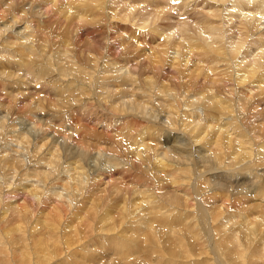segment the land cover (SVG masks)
<instances>
[{
  "label": "bare ground",
  "instance_id": "1",
  "mask_svg": "<svg viewBox=\"0 0 264 264\" xmlns=\"http://www.w3.org/2000/svg\"><path fill=\"white\" fill-rule=\"evenodd\" d=\"M62 1L0 0V107L3 108H0L3 113L0 116V264L35 263L24 252L17 255L14 247L25 245L30 236H38V232L32 231L38 227L39 220L44 223L38 227L41 231L38 241L45 244L52 262L55 251V264H91L89 246L93 238L99 244L98 254L108 256L100 241L106 238L105 233L110 237V252L122 250L121 256L126 260L137 254L135 259L140 256L151 259L154 253L155 264H253L255 250L251 244L263 240L259 234L251 238L253 242L225 246L223 240L217 242L213 238V242L203 232L206 238H200L191 249L165 248V244H157L151 254L141 249L147 228L143 205L147 197H158L159 191L169 183L164 168L174 170L172 184H185L190 179V187L197 195L199 175L191 174L193 158L210 162L209 152L225 147L228 153L220 151L219 155H225L226 160L212 158L215 162L212 170L224 179L236 184L248 180L247 183L256 186L264 176V130L259 135L260 127L253 123L258 112L264 120V111L257 109L264 107V40L261 38L262 35L264 38V0H172V4L169 0H121L125 2L121 12L126 11L122 23L138 18L142 30L154 29L155 33L162 27V21H168L167 27L171 29L175 26L169 34L165 29L156 35L146 33L156 40L165 31L162 38L174 36L177 45L163 41L167 48L153 47L154 51L144 57L149 58V67L136 62L140 58H131L123 49L118 50L119 41L106 44L96 37L88 19L93 10L91 0H77L78 4L75 0H65L66 4ZM113 2L117 4L120 0ZM259 2L261 5H257ZM138 3L145 5L137 7ZM166 7H175L177 13L170 14ZM70 8L74 12L69 20L80 23L60 37L54 25L61 26V22H54L53 16L62 13L60 19L64 20ZM142 9L148 10L145 13ZM193 24L199 25L197 31L191 30ZM229 30L233 35L225 36ZM186 47L188 50L184 51ZM192 53L205 59L199 60L200 68L207 74L208 70L212 71L210 80L205 79L208 86L204 81L191 88L193 78H186L174 66L176 61L178 65L189 64ZM210 55L219 57L220 62L236 63L235 68L236 60H242L243 65L239 66L242 69L236 70L244 74L231 77L223 71L227 76L221 79L213 69L218 61L211 67V61L217 58ZM168 58L169 67H163V60L167 62ZM158 63H163L159 75ZM207 74L202 78H207ZM25 75H30L27 82ZM214 75L219 78L213 79ZM166 78H169L167 82ZM163 101L166 102L162 104ZM163 107L167 113H163ZM253 109L257 111L254 113ZM242 112L250 115L242 118ZM47 116L56 122L63 117L65 123L60 122L58 125H62L56 129L50 126L51 118ZM25 123L31 128L15 130ZM172 133L182 134L183 143H188L190 148L180 144L165 146L163 141ZM122 134L133 139L129 145L124 143ZM88 135L93 139L88 140ZM201 147L207 154L188 156ZM247 163L251 171L246 170V174L251 179L241 174L233 179L229 174L235 170L232 165ZM222 169L227 172L222 173ZM110 177L116 178L113 184ZM231 198L235 200L213 197L221 201L216 211L228 213L231 206L235 210L245 208L237 196ZM192 199L171 198L164 208L185 213V207L196 205V211L202 212V204ZM18 200L21 203L7 211V205ZM263 202L264 199L258 204L263 207ZM48 207L55 212L42 214ZM81 212L89 218L86 226ZM102 213L106 216H101ZM48 214H52V222ZM66 215L68 220L62 226ZM221 218L225 216L221 214ZM97 224L104 228L97 230ZM263 228L264 225L254 231ZM214 232L219 236L217 230ZM134 236L140 237L132 239ZM183 239H192L190 232L186 231ZM79 240L88 244H79ZM91 257L98 258L97 252ZM96 264H110V261ZM126 264L141 263L131 260Z\"/></svg>",
  "mask_w": 264,
  "mask_h": 264
},
{
  "label": "rangeland",
  "instance_id": "2",
  "mask_svg": "<svg viewBox=\"0 0 264 264\" xmlns=\"http://www.w3.org/2000/svg\"><path fill=\"white\" fill-rule=\"evenodd\" d=\"M59 1H62V0H59ZM68 1L69 0H67V2ZM70 1H72V0H70ZM75 1H76L75 4L79 3V1H78V3H77V0H75ZM82 1H84V0H81L80 2H82ZM91 1H92L93 10L91 12L92 13L91 16L90 15L88 16V19L91 20L90 25H91L92 29L95 30L94 32L96 34V37L98 36L99 39L103 43L106 42V44H110V43L114 44V43H117V41H119L120 45H119L118 50L123 49L125 51V55H128L131 58H134V57L140 58V59H138L139 61L136 60V62H144L147 64V67H149V65H148L149 58L147 57L148 58L147 59L144 57L150 55L151 52L154 51L153 47H156L157 50H159V49L161 50V49H164V47L165 48L168 47V44H165L166 42L171 43L172 46L176 44L174 41V38H175L174 36L170 37L171 39L168 38L169 40L168 39L164 40L162 38L166 32H168L167 34H169L171 30H175L174 29L175 26H173L172 29L170 27H167V26H169L168 21L160 22L162 27L160 26L159 28H157L156 33L152 32L154 29L153 30L150 29V31L147 29L142 30L141 27L138 26V22H139L138 18H136L137 20L134 18L133 20L130 21V23H126V22L122 23L121 22L123 20L121 18L124 15V13L126 12V11L121 12V10L124 7L123 5H125V2L120 0V2L116 4L115 2H113L114 0H108V1L107 0H99L100 3H98V0H91ZM93 1H95V2H93ZM115 1H117V0H115ZM67 2L65 0L62 1V3H64V4H66ZM107 2H108V5L106 4ZM168 2L170 4L173 3L172 0H169ZM126 3H128V2H126ZM99 5H100V7H96ZM144 5L145 4H143V3H138L137 7H139V6L143 7ZM257 5H261V2H259ZM120 6H121V8H120ZM166 8H169V7H166ZM60 9H64V7H59V10ZM70 10H71L70 13L68 12L69 14L67 13V15H65V17L67 16V18H66L67 21H65L66 19H64V20L60 19L61 16L63 15L62 13H61V16H59L58 13L55 14V16H53V18H55L54 22L55 21H57L59 23L61 22L60 23L61 26L58 25L59 27L54 25L56 33L59 34L60 37H62V36L65 37L66 32L71 31L74 28L73 25H78L80 23V22H78L79 20H77V21L74 20L73 22H72V20H69V15H71L72 12H74L73 8H70ZM145 10L146 9H144V11ZM147 10L145 11V13L147 12ZM136 11H137V9H136ZM144 11H143V9L141 10V12H144ZM168 12L170 14H175V12L177 13L175 7H173L172 9L169 8ZM141 14H143V13H141ZM60 20H62V21H60ZM38 22L41 23L42 20H38ZM63 22L64 23L67 22V24H64ZM196 26L193 24L191 26L192 27L191 30L196 29V31H197V29H199L198 28L199 25H196ZM67 28L69 30H67ZM164 29L166 30V32L164 31L162 35H160L159 37L154 36L155 38H157V37L159 38L156 40L152 39V36L150 34H146L148 32H152V35H156L157 33H160ZM196 31H194V32H196ZM229 32L233 33L230 30L226 31L225 36L226 35H233ZM100 34L105 35V36L101 37ZM261 38L264 40L263 35ZM130 40H132V41H130ZM124 43H126V44H124ZM185 44L187 45V42ZM175 46H177V45H175ZM244 47H243V49H245ZM23 49L26 50V47H23ZM187 50H188V47L184 48V51H187ZM0 51H2V50H0ZM197 55L198 54L192 53L191 58L189 59V62H190L189 64H187L188 62H185L183 65V62L182 63L180 62V64H179L180 66H179L178 63H176L177 61L174 63L175 64L174 66L177 69H179L180 72L184 73L182 75L186 76V78H187V76H189L188 78H193L189 84V86H191V88L197 87L201 83L206 81L205 79L210 80L208 78H211V77H209L211 75V73H209V72H212V71L208 70V74H207V72H205L203 67L200 68V66H202V64H198V63H199V60L203 59V58L200 55H198V57H197ZM193 56H195V57H193ZM210 56H213V59H215V60L217 58V56H215V55H210ZM206 57H207V55H206ZM158 58H159V56H158ZM210 59H212V57ZM147 60H148V63H147ZM196 60H198V61L196 62ZM203 60H205V59H203ZM248 60H249V58H248ZM125 61H123V62L127 63ZM240 61H242V60H240ZM240 61L236 60L237 65H238L237 66L238 70L242 69L239 66L243 65L242 62H240ZM163 62H164V64L162 63L164 65L163 67L167 68V67H169L171 60H169V58H168L167 62L164 60H163ZM205 62L206 63L208 62L207 59ZM216 62L218 63V65L215 64ZM211 63L215 64L216 68H213L214 64L211 67L216 71V73H215V71H214V73L218 74V76L221 79H224L223 77H225V79H226V76H227L226 73H229L230 74L229 76H231V77H238V76H241L244 74V73H242V71L236 70L237 69V68H235L236 63H233V62H226L225 63V61L220 62L219 57L217 58L216 61H214V60L211 61ZM211 63L208 62L209 65H212ZM230 63L233 64L232 67H234L235 69L230 67L231 66ZM162 64L158 63L159 71H157V75L162 74V73H160L161 68H163V67H161ZM224 64H226V65L224 66ZM178 66H179V68H178ZM144 67H145V64H144ZM217 68H220V70ZM233 69L237 72H235ZM250 69H252V68H250ZM181 70H183V71H181ZM195 70H197V71H195ZM223 71H226V73H224ZM18 73H19V75H21V74L23 75V73H21V74H20V72H18ZM18 73H17V75H18ZM232 73H233V75H232ZM236 73H239V74L237 75ZM191 74H192V77H191ZM193 74H195V75H193ZM203 74L204 75L207 74V78L206 77L202 78V76H204ZM113 75H115L114 72H113ZM172 75L170 74L169 76H171V77H169V76L168 77L172 78L173 77ZM25 76L23 78L24 79L26 78L25 80L27 82L30 78V75L29 76L27 75L26 77ZM218 76L214 75V76H212V78L217 79V78H219ZM169 78L164 79V80H166L165 82H167ZM196 80L198 83H196ZM41 81H43V80H41ZM222 83H221V85H223ZM205 84L209 85V83L207 81L205 82ZM25 92L26 91H24V94H26ZM27 92H28V90H27ZM41 95H42V93H41ZM165 102L166 101H163L162 104H164ZM27 103L28 102H26L25 104L28 108ZM2 107H4V106H2ZM262 107L263 106H259L257 109L260 111L262 109V111H264V109H263L264 107L263 108ZM1 109H3V108H1ZM257 109H253L254 113L257 111ZM162 110H163V113H167L166 107H163ZM0 113H1L0 114V116H1L3 113L2 112H0ZM258 113H255V114H257V117H256V119L253 120V123H254V125L255 124L259 125L260 130L257 129V132L260 135V134H262V130H264V128L262 126L264 120H261V118H259ZM248 115H250V114H248L246 112H244V113L242 112L241 117L246 119ZM47 118L50 119L51 117L47 116ZM22 119L25 120V118H19L18 120H22ZM61 119L63 120V117ZM62 120L56 122L52 117L51 121L53 123L51 121H49L50 126L58 129L62 125V123L60 125H58L60 122L65 123V120L64 121H62ZM255 120H257V121L259 120L261 123H258L259 121L255 122ZM23 125L19 124L18 126H16L17 129L15 128V130L19 131V129L25 128V130H27L26 128H29V127L31 128V126L27 125L26 123ZM131 134H132V136L135 135L133 132H131ZM124 137L125 136L122 134V138H123V140H125L124 143H126L128 145L130 144V142H132L131 140H133V139H127L126 137L125 138ZM128 138H131V137H128ZM87 139L92 140L93 137L88 135ZM183 140L184 139L182 137V134L172 133V134H169V136L165 138V140L163 141V144L165 146H176V144H180V145H182V147L190 148L189 147L190 145L188 143H187L188 145L186 143H183L184 142ZM105 143H107V142L105 141ZM131 146H133V145H131ZM8 149H10V147ZM132 149H134V147ZM204 149L205 148L201 147L199 150L194 152L195 153L194 155L190 154L188 156L193 157L196 155L201 156L203 153L207 154L206 149L205 150ZM223 150H225V151H223ZM215 151L216 152H214V153H212L213 151L209 152V154L211 155V156L208 155L210 157L209 158L210 162L197 161L196 158H193V164H191V174H193V176L199 175V188H200V190H199V193L197 195L194 194L192 188L190 187V184H191L190 179H189V182H185V184H172V180H174V170H172V167L164 168L163 173L168 178L169 183L164 185V187L161 189V190H163V192H161V190L159 191L158 197H156V198L153 196L147 197L145 199L146 201L143 205V215L145 217V223H146L145 226H147V228H145V230H144L145 243L143 244L144 247H142V249H141L142 252H145V253L149 252V254H151V250H152V252H154L153 248H155V246H157V244H165V248H171V246H175V248L178 247V248H190L191 249V247L193 245H195V244H197V242H199L200 238H206V236L203 232L208 233L212 237V238H210V240H213V238H217V242H221V240H223V244H225V246H235V244H237V242H239V244H247V242H253V240H251V238H253V236H257V234H259V239L263 238V240L261 242H255V244H251V248H253V250H255V254H253V258H255V262H253V264H264V236H261V234H263L264 228L262 230L254 231L256 228L264 225V206L261 207L258 204L260 200L264 199L263 198L264 197V176L262 175L261 179L258 181V184L256 186H253V185H250L249 183H247L248 180H246V182H244L242 184H236V183H231L230 181H227L226 179H224L221 176V174L219 172H215V170H212V166L215 165V162H213L214 159H212V158L217 156L215 161H219L220 159L226 160L225 155L221 156L219 154L220 153L225 154L227 151H226L225 147H223V149H221V150L215 149ZM220 151H222V152H220ZM218 156H220L221 158H219ZM26 160H27V158H26ZM252 163H253V161L250 162V164H252ZM257 163H258V161H257ZM238 166H240V165L239 164L232 165V168L235 169V170H231V172L233 171L232 173L231 172L229 173L232 175V178L233 179L237 178V176H239V174H241L243 176H246L247 179H251L246 174L247 171H248V173L251 171L249 163H247L245 165L242 164V166H240L241 168L243 167L244 169H241L240 167L237 168ZM222 170L224 171L222 173L227 172V169H222ZM11 176L12 175H9L8 177L10 178ZM201 176H203V178H201ZM114 180H116L115 177H110V182H112V184L114 183ZM249 181H251V180H249ZM30 183H31V180H30ZM237 186H238V188H237ZM171 188H173V190H171ZM169 192H171V194H169ZM215 196L229 197L230 201H232V202H233V200H235V198H231V196H237V198H239V200H241V202H243V206H245V208H247V212H245V208H239V210H235V208H233V206H231L228 213L217 212L216 210L218 209V205H219V203H221V201L213 200V197H215ZM175 197H176V200H189L190 198H193L192 200H194L197 203L200 202L202 204V207H203L202 212L196 211V205L194 207H190V208L185 207V209H186L185 213H181L177 209L164 208V206L166 205L165 202H169V201H171L169 199L175 198ZM205 200H209V203H206ZM211 202H215V204H211ZM20 203H21V200H18L14 203H9L7 205V211H9L12 206L19 205ZM263 204H264V202H263ZM52 210H53V212H55V209L48 207L46 210H44V212H42V214H47L48 212H52ZM221 214H223V216H225V218H221ZM235 214H237V216H239V218H237V216H235ZM80 216H82V222H84V226H86V224L89 221L88 216L84 215L83 212L80 213ZM101 216H106V215L104 213H102ZM48 218L50 220V218H52V214H48ZM66 220H68V215H66L64 217V222H62V226H64V224H66ZM50 222H52V220H50ZM215 222H217V224H215ZM43 223L44 222L39 220L38 221V227L41 226ZM94 226H96V225H94ZM109 226H110V220H109V222H107V228ZM38 227L34 228L32 231V232H38V236H30V240H25V245L20 244L18 247H14V250L17 253V255L19 253H22V252L29 255V257L33 261H35L34 264H40V262H42V261H43V264H55V251L53 253V262H52V258H50V256H48V254H46V252H48V250L46 249L45 244L38 241L39 237H41V231H40V229H38ZM97 227H98V228H96L97 230H100V228H104V226H102V224H97ZM49 228H50V226H49ZM214 229L217 230V232H219V236H217V234H215ZM91 230H95V228H92ZM186 231L190 232L192 239H190V240H184L183 239V234ZM173 232H174V234H173ZM53 234H54L53 239H55V220H53ZM105 236H106V238L102 239L100 241H102L104 243L106 249L108 250V256L105 257V256L98 254L99 244L96 241V238H93V240H91V246H89V248H91V252H89V260H91V264H96V263H100V262L104 263L106 261H110V264H126V262L130 263L131 260H133V261L138 260L141 264H155L154 259H156V256L153 255L154 253L152 254V256L154 258L152 257L151 259L143 258L141 256H140V258L135 259L139 255V254H137L135 256L129 257L126 260L125 258H123L121 256L122 250L111 249V252H110V237L106 233H105ZM134 237H132V239H138L140 236L139 237L136 236L135 238ZM207 242H209V241H207ZM213 242H215V240H213ZM79 244H88V242H86V240H79ZM211 245L213 246V244H211ZM58 246H60V244H58ZM259 246H261V248H259ZM96 252H97L98 258L91 257V255L96 254ZM56 254H58V252H56ZM45 258H48L47 261H45ZM100 258H101V260H100ZM1 260H3V259H1ZM67 260H70V258H67ZM94 260H97V262H94ZM197 264H200V262H197Z\"/></svg>",
  "mask_w": 264,
  "mask_h": 264
}]
</instances>
